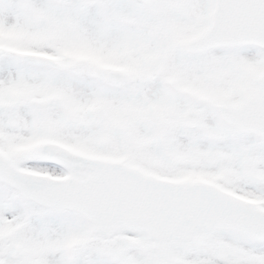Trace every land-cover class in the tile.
I'll list each match as a JSON object with an SVG mask.
<instances>
[{"label": "snow or ice", "instance_id": "snow-or-ice-1", "mask_svg": "<svg viewBox=\"0 0 264 264\" xmlns=\"http://www.w3.org/2000/svg\"><path fill=\"white\" fill-rule=\"evenodd\" d=\"M0 264H264V0H0Z\"/></svg>", "mask_w": 264, "mask_h": 264}]
</instances>
